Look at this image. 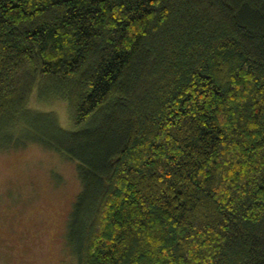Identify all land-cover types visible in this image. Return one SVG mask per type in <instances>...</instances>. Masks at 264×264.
I'll return each mask as SVG.
<instances>
[{
    "label": "trees",
    "instance_id": "trees-1",
    "mask_svg": "<svg viewBox=\"0 0 264 264\" xmlns=\"http://www.w3.org/2000/svg\"><path fill=\"white\" fill-rule=\"evenodd\" d=\"M38 84L80 264H264V0H0V124Z\"/></svg>",
    "mask_w": 264,
    "mask_h": 264
},
{
    "label": "rangeland",
    "instance_id": "rangeland-1",
    "mask_svg": "<svg viewBox=\"0 0 264 264\" xmlns=\"http://www.w3.org/2000/svg\"><path fill=\"white\" fill-rule=\"evenodd\" d=\"M38 84L22 116L0 124V264H80L68 239L81 193L78 163L37 141L75 126L69 102ZM13 116V117H12ZM54 116V117H53Z\"/></svg>",
    "mask_w": 264,
    "mask_h": 264
}]
</instances>
